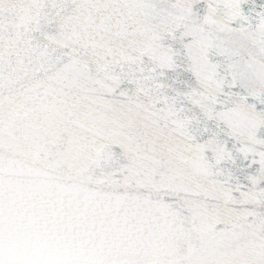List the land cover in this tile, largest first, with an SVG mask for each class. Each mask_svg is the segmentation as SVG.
Segmentation results:
<instances>
[{"label": "snow or ice", "instance_id": "snow-or-ice-1", "mask_svg": "<svg viewBox=\"0 0 264 264\" xmlns=\"http://www.w3.org/2000/svg\"><path fill=\"white\" fill-rule=\"evenodd\" d=\"M0 264H264V0H0Z\"/></svg>", "mask_w": 264, "mask_h": 264}]
</instances>
